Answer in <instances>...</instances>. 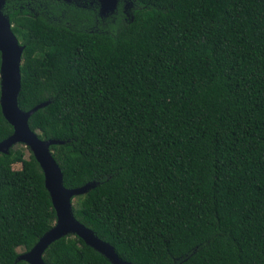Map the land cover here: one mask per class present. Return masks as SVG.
I'll use <instances>...</instances> for the list:
<instances>
[{
	"label": "trees",
	"instance_id": "1",
	"mask_svg": "<svg viewBox=\"0 0 264 264\" xmlns=\"http://www.w3.org/2000/svg\"><path fill=\"white\" fill-rule=\"evenodd\" d=\"M18 105L59 140L75 219L130 264H264V0H5ZM13 128L0 108V142ZM22 144L0 153V264L56 213ZM20 164L19 169H14ZM73 198V199H74ZM23 252V253H24ZM45 264H112L76 235Z\"/></svg>",
	"mask_w": 264,
	"mask_h": 264
},
{
	"label": "water",
	"instance_id": "2",
	"mask_svg": "<svg viewBox=\"0 0 264 264\" xmlns=\"http://www.w3.org/2000/svg\"><path fill=\"white\" fill-rule=\"evenodd\" d=\"M91 2L98 5L100 16H106L114 11L118 0H91ZM4 3L5 0H0V108L4 119L13 128V133L0 142V153L6 155L11 147L18 144L29 149L42 170L44 185L56 213L53 227L18 259L28 264H45L42 259L45 249L56 240L72 234L81 238L86 245L103 255L112 264H130L121 260L109 243L99 239L93 231L75 219L73 198L88 192L95 186V182L75 189L64 187L61 169L52 157L50 150L52 145H62L64 142L53 139L42 140L38 137V132L32 131L29 127L31 115L45 107L48 102L38 104L28 111L19 108L20 65L24 47L19 44L17 37L12 32L9 18L1 11Z\"/></svg>",
	"mask_w": 264,
	"mask_h": 264
},
{
	"label": "rangeland",
	"instance_id": "3",
	"mask_svg": "<svg viewBox=\"0 0 264 264\" xmlns=\"http://www.w3.org/2000/svg\"><path fill=\"white\" fill-rule=\"evenodd\" d=\"M24 146V145H23ZM25 147V146H24ZM26 148V147H25ZM29 149L27 148V150H25V157L27 158L28 157V155H29ZM13 168L14 169H19L20 168V164H15L14 166H13ZM76 203H77V200H76V198H74L73 200H72V205L73 206H75L76 205ZM17 252L19 253V254H21V253H23L24 252V249L23 248H18L17 249Z\"/></svg>",
	"mask_w": 264,
	"mask_h": 264
}]
</instances>
